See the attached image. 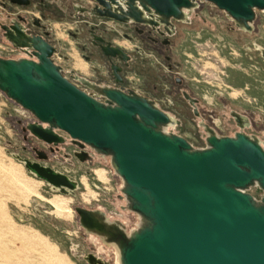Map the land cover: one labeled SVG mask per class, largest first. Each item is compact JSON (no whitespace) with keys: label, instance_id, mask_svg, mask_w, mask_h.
Listing matches in <instances>:
<instances>
[{"label":"water","instance_id":"1","mask_svg":"<svg viewBox=\"0 0 264 264\" xmlns=\"http://www.w3.org/2000/svg\"><path fill=\"white\" fill-rule=\"evenodd\" d=\"M94 1L90 15L121 23L187 20L202 1L249 30L255 10L264 11V0ZM7 40L27 56L0 59V91L37 120L27 130L46 144L68 136L108 158L120 179L124 209L137 219L128 231L100 211L76 208L79 225L114 248L115 264H264V141L208 129L205 146L194 147L150 98L74 77L99 100L63 74L41 37L21 32ZM25 167L48 184L63 183L49 170Z\"/></svg>","mask_w":264,"mask_h":264},{"label":"flooded vegetation","instance_id":"2","mask_svg":"<svg viewBox=\"0 0 264 264\" xmlns=\"http://www.w3.org/2000/svg\"><path fill=\"white\" fill-rule=\"evenodd\" d=\"M96 5L94 0H0V59L27 56L7 40V34L16 37L21 32L52 45L54 60L57 54L68 59L59 52L58 32L62 25L83 63L61 65L63 74L79 89L102 100L75 76L94 85L137 91L170 113L177 120L171 131L194 147L205 146L208 129L219 136L242 131L264 141V11L256 9L251 28L241 30L214 5L202 1L187 20L171 18L166 25L156 20L121 23L95 17L89 11ZM190 34L199 40L215 41L218 54L230 62L212 88L198 80L195 85L182 73L184 65L177 51ZM4 114L7 119L14 118L21 131L19 148L24 156H14L24 168L28 165L49 170L63 182L53 186L38 178L49 187L61 194H72L79 183L83 184L71 175L77 164L85 167L86 175L93 171L98 181L105 178L99 167L107 164L89 148L77 147L64 134V141L56 145L37 139L26 128L37 120L15 103ZM76 208L100 211L109 220L124 224L128 231L137 219L124 209L121 193L106 195L96 207L73 206L85 249L74 254L75 262L115 264L114 248L79 225Z\"/></svg>","mask_w":264,"mask_h":264},{"label":"rangeland","instance_id":"3","mask_svg":"<svg viewBox=\"0 0 264 264\" xmlns=\"http://www.w3.org/2000/svg\"><path fill=\"white\" fill-rule=\"evenodd\" d=\"M59 28V52L68 59L57 54L56 63L66 67L71 62L74 66L82 63L72 39L62 25ZM217 48L212 39L199 40L194 34L183 41L177 52L184 65L182 73L191 83L196 85L198 80L210 88L219 83L217 76L230 62L218 54ZM12 107L13 103L0 94V264H78L74 254L85 249L73 206L96 207L106 195L119 193L120 179L113 174L107 158L102 159L107 165L99 167L103 180L98 181L93 171L86 175L85 167L77 164L71 175H76L83 184L79 183L72 194H61L49 187L14 156L23 157L24 152L19 148L22 143L19 127L14 118L7 119L4 114ZM249 192L257 198L261 194L257 188Z\"/></svg>","mask_w":264,"mask_h":264}]
</instances>
